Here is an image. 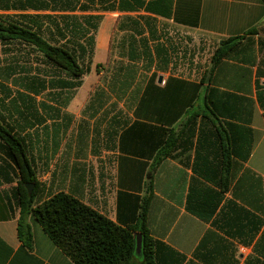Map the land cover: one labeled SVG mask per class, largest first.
Returning a JSON list of instances; mask_svg holds the SVG:
<instances>
[{
    "label": "crops",
    "instance_id": "0c3cea01",
    "mask_svg": "<svg viewBox=\"0 0 264 264\" xmlns=\"http://www.w3.org/2000/svg\"><path fill=\"white\" fill-rule=\"evenodd\" d=\"M0 16L41 20L53 43L86 45L94 36L90 63L87 50L77 51L87 63L77 86L53 64L66 77H26L12 52L26 44L0 42L14 60L0 63V123L24 140L39 200L72 194L141 233L153 264H264V0H0ZM166 25L202 37L214 51L242 37L211 76V64L180 74ZM67 26H78L80 36ZM110 55L119 59L110 87L127 96L85 97L97 81L93 59L100 74ZM127 65L136 71L121 89L126 70L119 68ZM62 90L65 98L41 97ZM120 100L128 105L125 122ZM7 152L0 138V264H76L32 216L33 241L21 239L14 197L21 172ZM38 165H46L42 176Z\"/></svg>",
    "mask_w": 264,
    "mask_h": 264
},
{
    "label": "trees",
    "instance_id": "16d2710c",
    "mask_svg": "<svg viewBox=\"0 0 264 264\" xmlns=\"http://www.w3.org/2000/svg\"><path fill=\"white\" fill-rule=\"evenodd\" d=\"M34 23L32 25L26 21L9 20L0 16V42L7 44L12 40H18L33 47L46 62L66 71L73 79H76L72 80L71 84L77 86L79 82L77 79L87 71L84 67L85 59L83 55L80 57L77 51L80 47L83 52L87 50L90 63L94 36L88 37L86 45L71 40L65 43H53L41 32L44 26L42 21L35 20ZM63 28L57 26L62 35L65 34H63L65 30ZM66 28L76 37L81 33L78 26ZM254 31L256 28L248 32ZM82 35H85L83 31ZM241 37H233L221 43L211 57V67L206 74L212 75L226 51ZM143 46L150 65L153 62L152 53L144 42ZM133 49L131 55L136 58V51ZM164 50L167 51V49ZM157 51L160 52L158 48ZM119 70H126L125 76H122L125 79H122L119 85L122 89L127 86L128 77L135 73L136 68L132 69L127 65L120 67ZM0 138L6 141L7 154L21 172V181L14 191V197L20 208L19 235L24 243L31 245L33 241L28 223L29 216H32L76 264H153V251L148 244L145 243V248L142 247L141 257L137 254V237L134 229L117 224L72 194L61 191L45 200H39L42 188L32 161L28 157L24 140L1 123ZM28 183L34 184L32 192H29L26 187Z\"/></svg>",
    "mask_w": 264,
    "mask_h": 264
},
{
    "label": "rangeland",
    "instance_id": "374dc122",
    "mask_svg": "<svg viewBox=\"0 0 264 264\" xmlns=\"http://www.w3.org/2000/svg\"><path fill=\"white\" fill-rule=\"evenodd\" d=\"M165 32H164V40L168 43H170V41H172L171 43L174 44L175 49V54L177 55L176 52H179L180 50L184 53V58H189L191 61L192 59H194L196 62V67L200 70L202 67H206L209 66L208 60L211 57V54L213 52V45L209 44L205 39H203L202 37L199 36H193L190 34H186L183 33L181 31H179L177 28L171 26V25H166L164 27ZM52 30V28L45 24V26H43L42 28V33L43 35L48 38L50 41H53L52 34L50 33V31ZM66 32L69 34H71L70 32H68V30H66ZM104 38L101 37L100 42H103ZM0 44V51H2V53L0 52V54L3 55V58L0 57V63L3 64H7L9 62L14 61L13 58L6 56L5 54V50L3 48V46ZM12 52L17 50V58H18V62L20 61V65H23L24 67H27L28 70L25 71V75H27L26 77H34L32 76L31 72L32 71L33 75H38V73H40V77H46V78H50L51 76H55L56 74H59L61 76H65L66 75L64 73H58V71L55 70V68L52 66V64H50L49 62H46L42 56H40L33 48L27 46V45H23V44H17V45H12ZM107 52L104 48L98 47L96 49V57L98 60L104 59L106 56ZM118 58H114V56L110 55V58L107 59L103 65L106 69L108 70H103V68H101L102 72L100 74H98V72L95 73V59H93V65H92V69H93V73H94V77L97 80L94 84H93V88L91 90H89V92L85 95V97H106V98H124L127 95L123 94V92L120 91H116L114 92L111 87H110V76H112L113 74V66L118 65ZM87 65V63L85 64V66ZM31 69V70H30ZM40 69V70H39ZM197 69V71H198ZM29 75V76H28ZM143 76V75H141ZM102 83L104 84L105 88L102 89V84H99V86L96 89V84L98 83ZM95 89V90H94ZM67 91H46L44 94H41V97H60V98H65L67 95ZM100 93V94H99ZM127 93V92H126ZM74 94V91H72V95ZM120 106H118L119 109V114L121 117L122 122H125L126 120H128V105L125 102H122V100H120ZM122 124V123H121ZM93 165H102L101 161H97L95 164ZM39 166V172H40V176H42L44 169L46 168V165H38ZM139 257L140 253L138 254Z\"/></svg>",
    "mask_w": 264,
    "mask_h": 264
},
{
    "label": "built area",
    "instance_id": "2783aa9c",
    "mask_svg": "<svg viewBox=\"0 0 264 264\" xmlns=\"http://www.w3.org/2000/svg\"><path fill=\"white\" fill-rule=\"evenodd\" d=\"M214 53V50L211 54V57ZM175 54V53H174ZM177 55H174L172 58V62H173V68H175L177 73L180 74H192V73H197L199 71V69L196 67V61L194 59H192V61L189 58H184V53L180 50L179 52H176ZM211 57L208 60V63L211 64ZM205 68V67H202ZM201 68V70H203ZM198 69V71H197Z\"/></svg>",
    "mask_w": 264,
    "mask_h": 264
},
{
    "label": "water",
    "instance_id": "95a60500",
    "mask_svg": "<svg viewBox=\"0 0 264 264\" xmlns=\"http://www.w3.org/2000/svg\"><path fill=\"white\" fill-rule=\"evenodd\" d=\"M163 77L160 76V81H162ZM26 187L28 189L29 192H32L33 188H34V184L31 183V184H26ZM136 237H137V254H139L141 251H142V247H143V237H142V234L141 233H137L136 234Z\"/></svg>",
    "mask_w": 264,
    "mask_h": 264
}]
</instances>
